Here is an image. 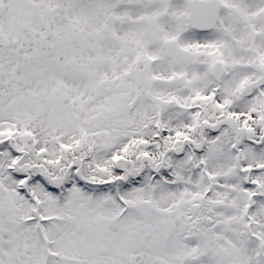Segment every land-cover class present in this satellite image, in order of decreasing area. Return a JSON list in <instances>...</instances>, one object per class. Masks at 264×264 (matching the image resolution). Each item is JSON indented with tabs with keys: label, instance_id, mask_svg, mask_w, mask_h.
Here are the masks:
<instances>
[{
	"label": "snow or ice",
	"instance_id": "snow-or-ice-1",
	"mask_svg": "<svg viewBox=\"0 0 264 264\" xmlns=\"http://www.w3.org/2000/svg\"><path fill=\"white\" fill-rule=\"evenodd\" d=\"M0 264H264V0H0Z\"/></svg>",
	"mask_w": 264,
	"mask_h": 264
}]
</instances>
